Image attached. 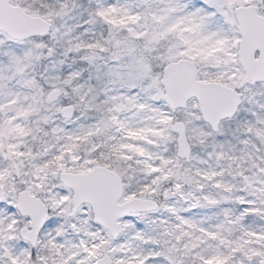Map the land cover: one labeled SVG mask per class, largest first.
<instances>
[{"label":"snow or ice","instance_id":"obj_1","mask_svg":"<svg viewBox=\"0 0 264 264\" xmlns=\"http://www.w3.org/2000/svg\"><path fill=\"white\" fill-rule=\"evenodd\" d=\"M0 264H264V0H0Z\"/></svg>","mask_w":264,"mask_h":264}]
</instances>
